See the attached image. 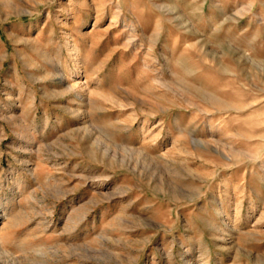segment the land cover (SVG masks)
Returning a JSON list of instances; mask_svg holds the SVG:
<instances>
[{
  "label": "rangeland",
  "instance_id": "rangeland-1",
  "mask_svg": "<svg viewBox=\"0 0 264 264\" xmlns=\"http://www.w3.org/2000/svg\"><path fill=\"white\" fill-rule=\"evenodd\" d=\"M0 264H264V0H0Z\"/></svg>",
  "mask_w": 264,
  "mask_h": 264
},
{
  "label": "bare ground",
  "instance_id": "bare-ground-1",
  "mask_svg": "<svg viewBox=\"0 0 264 264\" xmlns=\"http://www.w3.org/2000/svg\"><path fill=\"white\" fill-rule=\"evenodd\" d=\"M258 135V134H257Z\"/></svg>",
  "mask_w": 264,
  "mask_h": 264
}]
</instances>
